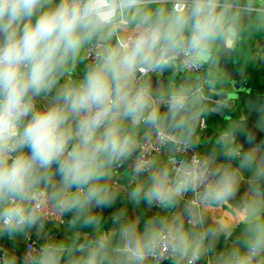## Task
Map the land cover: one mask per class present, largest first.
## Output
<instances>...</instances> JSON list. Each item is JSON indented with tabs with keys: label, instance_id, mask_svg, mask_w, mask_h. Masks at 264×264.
<instances>
[{
	"label": "clouds",
	"instance_id": "9594fccd",
	"mask_svg": "<svg viewBox=\"0 0 264 264\" xmlns=\"http://www.w3.org/2000/svg\"><path fill=\"white\" fill-rule=\"evenodd\" d=\"M233 65L264 0H0V264H264Z\"/></svg>",
	"mask_w": 264,
	"mask_h": 264
},
{
	"label": "water",
	"instance_id": "95a60500",
	"mask_svg": "<svg viewBox=\"0 0 264 264\" xmlns=\"http://www.w3.org/2000/svg\"><path fill=\"white\" fill-rule=\"evenodd\" d=\"M234 83L237 105H241L242 115L248 117L249 124L264 119V91L248 85L236 71Z\"/></svg>",
	"mask_w": 264,
	"mask_h": 264
},
{
	"label": "crops",
	"instance_id": "0c3cea01",
	"mask_svg": "<svg viewBox=\"0 0 264 264\" xmlns=\"http://www.w3.org/2000/svg\"><path fill=\"white\" fill-rule=\"evenodd\" d=\"M237 72L239 73V65H233L231 68V72ZM243 81H245L248 85L252 86L253 88L259 90V91H264V70H260L255 67H249L245 71V75L242 76ZM234 115L239 116L242 115V109L241 105L238 104L236 108L234 109ZM220 120V117H215L212 118L208 121V131L204 133L205 137L209 136L211 134V130L213 125L217 124ZM120 206V202L118 201L116 207ZM112 209H108L105 212V215L107 216ZM55 227V225H53ZM0 243H3L5 246L9 245L11 242L10 241H2ZM25 245L26 243L23 241H20L18 244V250L22 254L23 251L25 250Z\"/></svg>",
	"mask_w": 264,
	"mask_h": 264
},
{
	"label": "built area",
	"instance_id": "2783aa9c",
	"mask_svg": "<svg viewBox=\"0 0 264 264\" xmlns=\"http://www.w3.org/2000/svg\"><path fill=\"white\" fill-rule=\"evenodd\" d=\"M236 106H237V101L235 100V101L233 102V108L235 109ZM25 248H26V245H25Z\"/></svg>",
	"mask_w": 264,
	"mask_h": 264
}]
</instances>
